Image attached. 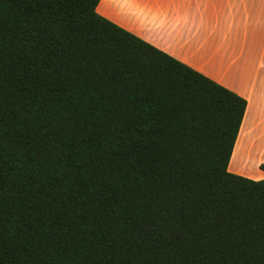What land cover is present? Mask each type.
<instances>
[{
  "label": "trees",
  "instance_id": "obj_1",
  "mask_svg": "<svg viewBox=\"0 0 264 264\" xmlns=\"http://www.w3.org/2000/svg\"><path fill=\"white\" fill-rule=\"evenodd\" d=\"M99 1L0 0V264H264L246 100Z\"/></svg>",
  "mask_w": 264,
  "mask_h": 264
},
{
  "label": "crops",
  "instance_id": "obj_2",
  "mask_svg": "<svg viewBox=\"0 0 264 264\" xmlns=\"http://www.w3.org/2000/svg\"><path fill=\"white\" fill-rule=\"evenodd\" d=\"M96 12L243 97L230 161L238 143L258 150L253 171L244 151L231 172L264 180V0H100Z\"/></svg>",
  "mask_w": 264,
  "mask_h": 264
},
{
  "label": "rangeland",
  "instance_id": "obj_3",
  "mask_svg": "<svg viewBox=\"0 0 264 264\" xmlns=\"http://www.w3.org/2000/svg\"><path fill=\"white\" fill-rule=\"evenodd\" d=\"M150 21H153V22H150V25H147V29H152L156 24V21L155 20H150ZM158 26V25H157ZM257 138V137H256ZM242 140V139H241ZM241 150V151H240ZM258 150L256 147L254 148L252 145H248L247 142H245L243 145H242V149L239 148V143H238V146H236V151L235 153L233 154V157L231 158V161H230V168H229V172L230 173H233L231 171L235 170V163L242 159L243 157V153L244 151H247L248 153H250V159L246 162L248 163L249 167L251 168V170L253 171L254 170V151ZM243 163V162H242ZM245 164V163H243ZM262 165H260V170L264 171V168L261 167ZM242 176V175H240Z\"/></svg>",
  "mask_w": 264,
  "mask_h": 264
}]
</instances>
